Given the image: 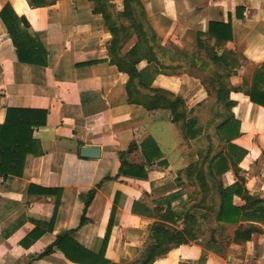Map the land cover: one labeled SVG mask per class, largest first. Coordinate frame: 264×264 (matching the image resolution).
I'll list each match as a JSON object with an SVG mask.
<instances>
[{"label": "crops", "instance_id": "obj_1", "mask_svg": "<svg viewBox=\"0 0 264 264\" xmlns=\"http://www.w3.org/2000/svg\"><path fill=\"white\" fill-rule=\"evenodd\" d=\"M107 1L123 10V0ZM6 3L25 18L47 56L45 65L19 61L0 18V126L8 108L45 110L46 116L33 127L39 153L27 154L22 174H4L0 184V264H89L90 254L100 252L111 264H137L150 243L161 240L158 228L185 241L149 264H264L263 212L250 207L245 214L258 219L238 225L216 220L219 199L211 189L205 201L199 197L197 177L198 165L209 173L218 152L214 138L205 143L203 131L187 140L170 111L131 99L129 75L112 62V34L92 1L0 0V11ZM139 4L164 53L175 56L174 69L166 68L173 71L157 73L152 87L186 104L199 94L205 99L203 81L190 71L194 65L178 56L213 48L237 57L229 79L238 88L230 95V114L239 121L232 143L246 154L237 172L230 166L217 180L227 187L241 178L248 195L264 201V108L245 94L264 63V0ZM209 22L230 23L232 38L217 45L208 37ZM136 41L132 35L121 52ZM154 67L137 64L138 70ZM83 148H97L99 155L85 157ZM206 181L211 184V173ZM247 228L250 237L235 240V231Z\"/></svg>", "mask_w": 264, "mask_h": 264}, {"label": "trees", "instance_id": "obj_2", "mask_svg": "<svg viewBox=\"0 0 264 264\" xmlns=\"http://www.w3.org/2000/svg\"><path fill=\"white\" fill-rule=\"evenodd\" d=\"M94 6L95 12H100L105 21L106 28L112 34V40L110 43L109 52L111 53L112 62L118 67L120 71H123L129 75V96L136 103L143 105L149 110L153 109H165L170 111L172 120L182 132V135L187 140H192L202 135V129L198 126V120L196 117H188V108L186 101L174 94L171 91L152 87L151 84L157 73H169L166 68L174 69L173 63L175 61L174 55L164 53V49L158 44L154 33L152 32L142 5L139 4V0H123V10L117 11L113 4H110L107 0H91ZM110 9V11H109ZM113 10V15L111 11ZM111 12V13H110ZM121 17L127 21H121ZM0 18L5 25L10 39L15 48L17 58L24 63L45 65L46 64V52L31 34L27 31L28 23L23 17H19L11 5L6 3L1 11ZM150 32L151 34H148ZM209 39H215L217 45H222L232 38V28L230 23L222 22H209L208 24ZM132 35H136L137 41L134 45L123 54L121 51L128 43ZM197 44L200 46L202 42L198 39ZM170 56L166 60L164 56ZM195 55L192 58L189 56H178L187 61L190 65H194V69L190 70L192 74H195L201 78L196 72L199 68L214 65L217 72L211 74V90L215 92L218 102H226V105L231 111L235 102L231 100L230 93L238 90L234 87L229 79L235 75L232 70L237 65L238 59L231 53L228 55H218L214 49H206L205 53ZM185 58V59H184ZM146 60L149 64H153L155 67L145 70H138L137 64ZM212 63V64H211ZM202 80V78H201ZM203 81V80H202ZM264 63L258 66L251 77V83L248 89L245 90V94L248 96L252 103L258 104L264 108ZM137 91H144L146 96L145 101H140L135 98ZM45 110L38 109H17L8 108L6 113L5 122L0 126V172L6 175L19 176L22 174L25 158L27 154H38L36 150L38 143L33 139V127L42 126L45 123ZM219 139L221 144L226 147V154H222V151H218L217 154L210 161L209 173L212 175V182L209 184L206 181V172L201 170L198 165V183L201 188L199 197L205 201L206 193L212 191L213 195L219 199L218 211L215 218L218 222L230 225H238L241 220L245 219H258L256 215H247L245 211L250 207L261 209L259 205H263L264 201L255 197H250L246 189L243 188L240 181L224 187L221 181L217 180V176L225 174L232 166L236 171L237 163L241 161L246 152L239 148L236 144L232 143V139L239 135V121L236 120L232 114H229L228 119L224 120L219 125ZM210 144V143H209ZM204 168V167H203ZM93 196V192L90 193V198L86 203H89ZM236 197H241L245 203L239 205L235 202ZM201 200V201H203ZM251 200L252 202L250 203ZM159 231H155L154 234L159 233L161 240L151 242V246L147 247L141 255L140 261L137 264H149L155 257L165 253L172 243L184 242L185 239L176 234H172L169 230L158 228ZM157 229V230H158ZM252 229H244L235 231V240L247 239L250 237ZM109 228L107 229L106 238ZM247 231V235L244 232ZM65 235L61 236L65 237ZM60 239L57 240V243ZM48 250L45 251V253ZM88 253V252H87ZM93 259L89 261V264H111L103 257V253L90 254Z\"/></svg>", "mask_w": 264, "mask_h": 264}, {"label": "rangeland", "instance_id": "obj_3", "mask_svg": "<svg viewBox=\"0 0 264 264\" xmlns=\"http://www.w3.org/2000/svg\"><path fill=\"white\" fill-rule=\"evenodd\" d=\"M110 11V9H109ZM112 12V13H111ZM111 15H113V10L111 11ZM121 21H127L125 18L121 17ZM148 34H151L148 32ZM159 57L164 56L169 58L170 56L160 55L157 54ZM199 68L197 70V74L201 76L203 80V89L204 91L201 92L203 95L205 94V99H201L200 94L194 98V101L186 104L188 108V117H196L198 120V126L202 129V132H205V136L203 141L207 144H213L215 142L216 150L223 151L225 145L221 144L219 139V134L221 130H219V125L223 123L224 120L228 119L230 110L229 107L226 105V102H218L216 99L215 92L211 90V74L213 72H217L218 69L214 67V65L202 67V65L197 66ZM169 72V70H167ZM233 92V91H232ZM135 98L140 101H145V93L144 91L140 92L137 91ZM231 95V93H230ZM188 98V94H186ZM231 98V97H230ZM214 138V142L213 139ZM199 144H203L201 139L198 140ZM197 142V144H198Z\"/></svg>", "mask_w": 264, "mask_h": 264}, {"label": "water", "instance_id": "obj_4", "mask_svg": "<svg viewBox=\"0 0 264 264\" xmlns=\"http://www.w3.org/2000/svg\"><path fill=\"white\" fill-rule=\"evenodd\" d=\"M81 153L85 157H97L99 150L97 148H83Z\"/></svg>", "mask_w": 264, "mask_h": 264}, {"label": "built area", "instance_id": "obj_5", "mask_svg": "<svg viewBox=\"0 0 264 264\" xmlns=\"http://www.w3.org/2000/svg\"><path fill=\"white\" fill-rule=\"evenodd\" d=\"M4 181V174L0 172V184Z\"/></svg>", "mask_w": 264, "mask_h": 264}]
</instances>
